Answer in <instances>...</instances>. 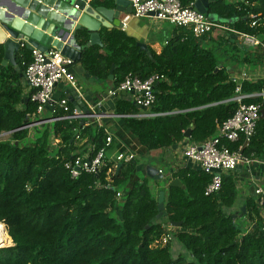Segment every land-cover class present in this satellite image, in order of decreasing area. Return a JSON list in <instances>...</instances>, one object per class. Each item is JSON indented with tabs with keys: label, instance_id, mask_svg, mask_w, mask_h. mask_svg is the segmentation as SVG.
<instances>
[{
	"label": "trees",
	"instance_id": "16d2710c",
	"mask_svg": "<svg viewBox=\"0 0 264 264\" xmlns=\"http://www.w3.org/2000/svg\"><path fill=\"white\" fill-rule=\"evenodd\" d=\"M179 1L187 6L196 0ZM111 2L104 0L101 5L111 7ZM206 14L263 40L264 26L250 23L253 16L264 15V0H209ZM176 28L177 34L159 53L150 50L148 55L124 31L106 27L98 30L102 46L81 52L79 62L87 73L112 88L128 74L140 79L158 74L164 80L155 86V102L146 110L156 114L153 117H134L142 111L139 107L121 94L113 98L120 125L109 130L112 142L104 165L98 174L81 173L77 178L70 176L65 164L89 146L93 147L90 156L95 155L105 144L104 127L84 121L81 125L80 119L54 121L36 126L34 138L29 139L28 125L37 120L36 105L21 74L31 52L25 46L19 49L16 70L11 64L1 65L0 47V134L10 132V140L0 141V247L13 244L0 248V264H264L263 218L253 197L243 203L244 230L227 211L239 192L233 174L222 176L218 193L206 194L211 176L204 171L179 167L168 172L169 179L177 178L184 189L168 184L161 189L165 215L156 220L159 196L151 193L150 177L146 166L143 171L138 168V156L180 143H202L233 115L238 104L232 98L264 93V77H230L226 63L203 44L213 32L195 38L189 30ZM75 38L85 46L88 31H76ZM256 49L260 54H253ZM254 51L242 62L263 65L261 49ZM59 98L69 99L67 94ZM242 103H260L263 108L264 98H245ZM68 104L74 108L70 100ZM76 130L78 139L73 138ZM54 140L58 142L53 144ZM79 142L87 146L84 153L76 147ZM117 152L137 156L115 164L110 155ZM243 152L264 158V119H258ZM117 192L122 194L119 199ZM172 222H181L170 233L191 260L182 254L173 256L170 241L154 245Z\"/></svg>",
	"mask_w": 264,
	"mask_h": 264
},
{
	"label": "built area",
	"instance_id": "2783aa9c",
	"mask_svg": "<svg viewBox=\"0 0 264 264\" xmlns=\"http://www.w3.org/2000/svg\"><path fill=\"white\" fill-rule=\"evenodd\" d=\"M89 3L94 0H81ZM131 14L135 18L153 16L175 27H181L189 30L195 38L211 34L214 30L226 31L235 35L241 43L250 48H260L264 64V36L263 40L256 36L237 31L228 27L224 21L217 17L212 19L210 15L201 13L194 8V3L183 6L179 0H129ZM251 27L264 26V15L252 17ZM126 23L122 22L121 28L124 29ZM24 47V43L20 48ZM31 61L26 65L23 72L25 82L33 92L30 95V101L35 103V117L37 120L31 125H41L54 121L76 119L82 120L81 125L94 121L99 127H104L107 136L103 147L99 148L95 155L90 156L93 147L84 154L75 157L65 164L72 178H77L81 173L98 174L104 165L107 157V148L112 142V135L105 127L101 119L107 117L101 110L103 99L94 102H85L89 115L79 114L75 108L71 109L67 98H54L55 87L61 83H68L74 90H78L75 76L71 71L72 60L66 58L59 50L54 48L47 52L32 48ZM235 78H233L234 80ZM164 80V76L153 74L145 79L128 74L123 81L115 88L109 90L108 97H116L122 92L129 95V99L142 111L133 115L137 118L153 117L156 114L147 113L155 102V86ZM239 88H236L238 91ZM82 95L79 93V97ZM262 96L259 94H239L231 99L237 102V108L233 115L223 121L217 129V133L202 143H191L182 150L183 158L193 162L197 168L211 176V180L206 187V194L218 193L222 185V176L235 171L239 166L251 168L254 163L259 166L261 180L264 183V160L254 158L252 155H246L243 150L248 147L251 137L256 128V123L260 116V103H242V99ZM120 118V115H113ZM84 121V122H83ZM78 139V130L74 136ZM58 140H54L56 144ZM231 146H235L234 149ZM137 154L132 152H117L110 156L115 164L121 161H129L135 158ZM115 167V166H114ZM161 172V171H160ZM253 183V199L256 208L263 218L264 226V186L258 185L255 180ZM122 196L120 192L116 193L117 199ZM168 230V229H167ZM172 240L170 231L164 234L155 246H164Z\"/></svg>",
	"mask_w": 264,
	"mask_h": 264
},
{
	"label": "water",
	"instance_id": "95a60500",
	"mask_svg": "<svg viewBox=\"0 0 264 264\" xmlns=\"http://www.w3.org/2000/svg\"><path fill=\"white\" fill-rule=\"evenodd\" d=\"M114 7L98 6L94 7L91 3L81 0H0V47L3 50L2 66L11 64L18 70L16 66V54L20 49V45L31 50L36 48L40 51L47 52L49 49H56L63 56L72 60L79 61L81 52L91 46H102L98 30L104 26V22L113 27H121L120 14L130 13L131 6L129 0H112ZM209 0H196L194 8L206 13ZM153 16V14H150ZM212 19L216 16L210 15ZM86 29L88 31V41L85 46H80L75 38L76 31ZM236 38V36L234 35ZM140 48L146 49L143 44H137ZM149 55V52L147 53ZM113 66L109 71V80L112 79ZM218 68L215 69V71ZM22 82L25 84L24 74ZM233 79V75H230ZM76 92H69V100L79 114L89 115L86 104ZM121 95L124 97L125 92ZM259 119H264V107L260 110ZM10 133V132H7ZM76 132L74 133L75 136ZM73 136V138H74ZM185 137L190 136V130H186ZM72 140V139H71ZM264 160V158H259ZM256 163H254V166ZM146 175L152 179L162 178V173L150 166L145 167ZM168 186L184 189L182 183L177 179H172ZM158 214L156 220L165 215L163 212V192H160L158 198ZM244 206L241 208L242 217L244 214ZM171 227L178 228L181 222L170 223ZM10 238V237H9ZM12 241L11 245L12 246ZM7 247V246H2ZM0 247V248H2Z\"/></svg>",
	"mask_w": 264,
	"mask_h": 264
},
{
	"label": "crops",
	"instance_id": "0c3cea01",
	"mask_svg": "<svg viewBox=\"0 0 264 264\" xmlns=\"http://www.w3.org/2000/svg\"><path fill=\"white\" fill-rule=\"evenodd\" d=\"M102 1H104V0H94V1H91L89 3H91V4L94 3V4H96V6H94V7H98V6H102L101 5ZM228 1H232V0H228ZM111 4H112L111 7L113 8L114 7L113 1L111 2ZM119 18H120L121 24H122V22L126 23V27L124 29H122L121 27H119V29L124 31L126 33V35H128L129 37H132L135 40L136 45L137 44H143L146 49H142V51H145L147 53L150 50H152L156 53H159L161 51V49L164 47V45L175 34H177V28L175 26L169 24L168 22L160 21L151 15L146 16V17H141V18H135L132 16V14L130 12L128 14L127 13H124V14L121 13ZM104 24H105L104 26H107L108 28H109V26L110 27L112 26V25H109V23H107V22H104ZM113 28H118V27H113ZM220 36H223L224 39L219 40ZM238 42H239V44H237V45H239V47L243 46V44L238 40V38H235L234 35H232V34L230 35L228 33L220 31V30H214V32L203 41V44L205 45V47L209 48L210 43H216L219 46H222L224 44L233 43L234 46L237 47L236 43H238ZM96 46H98V45H96ZM99 47H101V46H99ZM236 47L234 49H236ZM243 64H245L248 67H246V69H241L239 71H237V69H235V71L237 73H235L234 71L232 72V69L228 68V70L231 71L229 73V75H233L234 78H238V79H239V76H238L239 73H240V75H242L246 78L264 77V64H263V66H262V64L261 65H255L252 62L243 63ZM71 71L73 72L75 78L84 79L83 82H84L85 87L81 88L80 85L78 84V80H76V83L78 84V90H79V91H77V90H74V88H72L68 83L61 82L55 87L53 97L59 98L63 94H67V97L69 98V92L71 90H74L76 92L75 95L77 97H79V93L82 95L80 98L83 100L84 103L85 102H94V101H98L99 99H103L101 110L104 114H108V115H107V117H103L101 119L102 124L105 127H107L108 130H110L109 129L110 126H111V128L118 126L120 122L118 124H116V122L112 123V121H115L116 119H119V118H115L113 116V115H115V113L113 112L114 99L112 97H108L109 90L113 89L111 87V84L107 81H103L104 83L108 84L109 88L107 89V92H104V91L99 92L98 91V85H99L98 81L99 80H97L93 76L89 75L79 61H72ZM251 76H254V77H251ZM68 86L70 88H68ZM124 97L129 99L128 94H126ZM90 123L92 124L95 122L90 121ZM109 132L111 133V131H109ZM111 135H112V133H111ZM188 144L189 143H180L178 145L171 147L169 150H167L168 152H171V150L175 151L176 148L181 147V151H180L179 156H177V157L173 158L172 160H170L169 162H167V163L171 164L169 172H171L172 170L179 168V167L197 168L196 164H194L193 162L183 158V156H182V150ZM91 147L92 146H89L88 149H90ZM161 150H159V151H161ZM110 156H112V154ZM145 166L146 165H144L142 163H138L139 169L141 167H145ZM259 169H260L259 166L252 165L251 168H248L246 166H239L235 171H233L235 173L234 175L237 178L238 188L241 187L244 182H248L249 180L262 181L261 180L262 179L261 178V172H259ZM165 178H167V177H165ZM171 180L172 179H169V177H168V183ZM246 198L242 199V201H243L242 207H243L244 200Z\"/></svg>",
	"mask_w": 264,
	"mask_h": 264
},
{
	"label": "rangeland",
	"instance_id": "374dc122",
	"mask_svg": "<svg viewBox=\"0 0 264 264\" xmlns=\"http://www.w3.org/2000/svg\"><path fill=\"white\" fill-rule=\"evenodd\" d=\"M237 44H239V42L236 43V45ZM209 46H210V49L212 50V52L215 54V56L220 61H223L224 63H226L225 64L226 68H231L232 72L234 71L235 73H237L235 71V69H237V71H239L241 69H246V67H248L245 64H243L242 58L245 55H249V56L252 55L253 50H254L253 48L247 47L245 45H243L241 47H239V45H237L236 49H234L233 43L224 44L222 46H219L216 43H210ZM256 53L260 54V50L256 49L253 54H256ZM238 76H239V79L240 78L241 79L246 78V77L240 75V73L238 74ZM251 77H254V76H251ZM75 79L78 80V84L80 85L81 88L85 87L84 82H83L84 79H81V78H75ZM98 82H99L98 91L99 92H101V91L107 92V89L109 88L108 84L104 83L103 81H98ZM68 88H70V87L68 86ZM113 122H116V124H118L119 120L116 119L115 121H112V123ZM119 125H120V123H119ZM36 126H38V125L34 124L31 126H28V128L30 130L29 131V139H31V140L34 138ZM109 129H111V126L109 127ZM6 140H10V133H7V132L1 133L0 134V141H6ZM76 147L78 148V150L81 153L82 152L84 153L87 150V146L84 145L83 142L77 143ZM159 150L150 151L149 153H147L145 155H139L138 156V163H142L146 166L153 167L157 170L161 169L160 171H162V173H163L162 178H159V179L150 178L148 180V186L150 188V191L156 197L159 196L161 189L166 187V185L168 183V172H169V169L171 167V164L167 163V162H169L173 158L179 156L180 151H181V147L176 148L175 151L171 150V152H168L167 150H161V151H159ZM143 169H144V167L142 168V171H143ZM229 174L234 175L235 173L232 171V172H229ZM165 177H167V178H165ZM256 182L258 183V185L264 186V183L262 181H256ZM253 190L254 189H253L252 180H249L248 182H244L243 185L241 187H239L238 196L234 202V205L227 210L228 213H230L232 215L234 224H236L242 230H244L246 228L247 224H246L244 219H242L238 216L239 215L238 211L241 210V208H242V202H243L242 199L243 198L254 196ZM244 213H245V210H244ZM3 226L5 228L6 234L8 235L6 226L4 224H3ZM165 227L167 229H169L170 232H173V230H174V229H172V227L170 225H165ZM169 245L171 247L170 248L171 254L173 256H176L178 254H182L188 260L192 259L190 254L177 241L171 240L169 242ZM7 246H9V245H7Z\"/></svg>",
	"mask_w": 264,
	"mask_h": 264
},
{
	"label": "bare ground",
	"instance_id": "6f19581e",
	"mask_svg": "<svg viewBox=\"0 0 264 264\" xmlns=\"http://www.w3.org/2000/svg\"><path fill=\"white\" fill-rule=\"evenodd\" d=\"M0 246H1V243H0Z\"/></svg>",
	"mask_w": 264,
	"mask_h": 264
}]
</instances>
